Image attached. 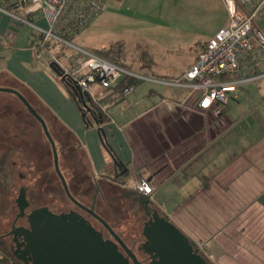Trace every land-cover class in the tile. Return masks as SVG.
I'll use <instances>...</instances> for the list:
<instances>
[{
	"label": "crops",
	"instance_id": "crops-1",
	"mask_svg": "<svg viewBox=\"0 0 264 264\" xmlns=\"http://www.w3.org/2000/svg\"><path fill=\"white\" fill-rule=\"evenodd\" d=\"M8 10L0 9V86L38 95L84 149L91 175L106 177L126 168L123 188L137 189L140 180L150 185L151 202L194 243L202 242L213 264H264V77L240 84L216 116L199 106V90L182 77L215 34L183 54V61L169 49L160 65L133 68L111 49L107 55L134 75H123L111 86L95 81L98 96L89 88L92 109L97 99L106 111L97 119L103 138L98 124H85L77 101L39 59V28L49 27L45 14L36 8ZM102 11L103 6L79 32L70 26L63 34L81 35ZM16 16L31 17L34 27L19 43L16 23L23 21ZM253 71H264V61L242 60L241 70L229 78ZM131 76L134 88L125 95L120 82ZM178 78L181 84L174 83ZM139 88L141 96L132 95Z\"/></svg>",
	"mask_w": 264,
	"mask_h": 264
},
{
	"label": "rangeland",
	"instance_id": "rangeland-1",
	"mask_svg": "<svg viewBox=\"0 0 264 264\" xmlns=\"http://www.w3.org/2000/svg\"><path fill=\"white\" fill-rule=\"evenodd\" d=\"M229 21V12L223 0H105L99 19L88 30L67 39L70 44L56 38L49 39L38 56L53 72L50 66L53 60L66 69L76 67L73 60L76 47L90 51L102 46L111 47L117 53L121 52L133 68L139 63L162 64L168 58L166 52L169 49L174 51L169 52V55L173 54L171 56L176 61H183V54L208 40L220 27L227 26ZM17 22L18 34L21 35L19 43L32 35L34 27L28 22ZM260 25H264L263 20ZM169 61L173 60L170 58ZM87 71L88 69L84 72ZM97 85L99 86L98 82L89 83L93 94L98 96L100 91L96 92ZM29 92L23 93V96L45 120L56 143L61 171H64L69 180L74 176L89 178L91 169L84 149L74 141L71 132L53 115L50 107L38 95ZM141 92L142 88H139L132 95L141 96ZM80 109L79 107L85 124L90 127L92 121L96 122V116L92 112L88 113V122ZM23 156H28L34 162L33 170L28 166H19V163L14 164L23 160ZM0 164L4 165L0 176L6 177L5 182L0 185V233L8 230L9 223L18 210L15 202L18 186L25 184L36 190L39 184L35 178L41 175V169L51 175L55 173L54 182L62 195L52 145L41 121L17 94L8 91H0ZM19 172L26 176L21 178ZM131 182L135 187L136 181ZM48 186L49 183L44 186L43 193ZM125 189L129 188L123 190ZM150 193L143 192L145 195ZM115 203L121 208L122 203L119 205L118 199H115ZM127 215L130 220H134L131 215ZM123 222L127 224L124 218ZM124 224L120 226L121 231H126ZM7 247L6 251L9 253Z\"/></svg>",
	"mask_w": 264,
	"mask_h": 264
},
{
	"label": "flooded vegetation",
	"instance_id": "flooded-vegetation-1",
	"mask_svg": "<svg viewBox=\"0 0 264 264\" xmlns=\"http://www.w3.org/2000/svg\"><path fill=\"white\" fill-rule=\"evenodd\" d=\"M23 157L14 164L33 170L34 162L28 156ZM122 172L121 168L111 176H74L69 180L63 171L70 196L57 171L62 195L54 182L55 173L51 175L41 169V175L35 178L39 184L36 190L25 184L18 186L15 198L18 210L8 230L0 233L5 242L2 251L13 264H35L37 257L42 258V264H61L59 257L64 258V264H213L207 253L188 236L189 241L185 242L181 236L175 238V229H181L151 202L150 195L143 194L138 188L123 190L125 172ZM19 176L24 178L26 175L19 172ZM48 183V189L43 193ZM21 193L25 196L21 202L23 210L17 201ZM115 199L119 200V205L122 203L121 208ZM40 209H45L51 214L49 218L54 219L48 236L40 230L31 233L32 220H37L32 214ZM63 221L65 223H60ZM122 224L127 225H123L126 231L120 230ZM46 246L53 259L42 250H47Z\"/></svg>",
	"mask_w": 264,
	"mask_h": 264
},
{
	"label": "built area",
	"instance_id": "built-area-1",
	"mask_svg": "<svg viewBox=\"0 0 264 264\" xmlns=\"http://www.w3.org/2000/svg\"><path fill=\"white\" fill-rule=\"evenodd\" d=\"M5 4L0 9L9 12V7L18 9L36 8L41 10L49 23L47 29L39 28L43 41L56 38L70 44L63 38V33L70 29L84 28L102 10L105 0H2ZM230 21L227 26L220 28L200 50L197 60L182 75L190 85L200 93L199 106L203 109H213L219 116L227 103L231 92L247 81L264 77V71H253L240 77L232 76L242 68V60L256 65L264 61V0H224ZM11 13V12H9ZM23 22L33 24L31 17L16 16ZM77 67L64 71L77 82L83 93L89 95V83L99 81L103 86H111L114 81L126 74L134 75L125 67L107 60L93 51L76 47ZM88 69L87 72H84ZM63 75L58 77L61 79ZM182 78L176 79L175 84H181ZM133 85L124 89V94L133 90ZM94 108V107H93ZM103 108V107H101ZM99 111V108H95ZM138 189L144 193L151 192V186L145 181L138 182ZM197 246L205 251L202 242Z\"/></svg>",
	"mask_w": 264,
	"mask_h": 264
},
{
	"label": "water",
	"instance_id": "water-1",
	"mask_svg": "<svg viewBox=\"0 0 264 264\" xmlns=\"http://www.w3.org/2000/svg\"><path fill=\"white\" fill-rule=\"evenodd\" d=\"M50 66L51 67H53L54 66V62H51L50 63ZM0 91H8V92H12V93H15V94H17L23 101H24V103L27 105V107L31 110V112L41 121V123H42V125H43V127H44V130H45V132H46V135H47V137H48V139L50 140V143H51V145H52V149H53V155H54V164H55V169H56V171H57V173L59 174V176L61 177V179H62V181H63V183H64V187H65V189H66V191H67V193L70 195V196H72L71 195V193H70V190H69V187H68V184H67V182H66V180H65V177H64V175H63V173H62V171H61V169H60V166H59V156H58V151H57V148H56V143H55V140L53 139V137H52V135L50 134V132H49V130H48V127H47V124H46V122H45V120L41 117V115L32 107V105L29 103V101L23 96V94L21 93V92H19V91H17V90H15V89H13V88H8V87H0ZM77 91H78V93L80 94V96H81V98H82V107L84 108V109H86V110H88V111H91V109H92V107L89 105V103H91L92 102V99H91V97H90V95L87 97V98H85V94L83 93V91H82V89H81V87L80 86H77ZM85 112L83 113V115L85 116ZM95 119H96V122L95 123H93V122H91L90 124H92V125H94V124H98V132L100 133V134H102L103 136H101V137H103V138H105L104 136H105V130H104V128L102 127V126H100L99 125V121L97 120V117H95ZM127 171V169L125 168L124 170H123V172L122 173H124V172H126ZM23 199H25V196L24 195H22V193H21V195L19 196V198L17 199V201H18V203H19V205H20V208H21V210H23V206H22V204H21V202H22V200ZM32 216L33 217H37V220H32V224L34 225L33 227H32V234H34V233H36L38 230H40V231H43L44 232V235H46V236H48L49 235V230H52L51 228L54 226V225H51V224H54L52 221H54V219H51V218H49V217H51V214H47L46 212H45V209H40V210H38V211H36V212H34L33 214H32ZM49 219H48V218ZM63 217V216H62ZM62 220H63V218H62ZM61 220V221H62ZM43 221V222H42ZM51 222V223H50ZM60 223H65L64 221L63 222H60ZM45 229H47V230H45ZM55 230H57V231H59V229L58 228H56ZM176 230V232L174 233V235H175V238L176 237H178V236H181L182 237V239L184 240V242L185 241H189V238L187 237V235H185L181 230H178L177 228L175 229ZM46 231V232H45ZM178 233V234H177ZM48 245V244H47ZM47 247V250L45 249H42L43 251H45V252H47V254L49 255L50 254V251H49V246H46ZM73 248V247H72ZM71 248V249H72ZM41 250V251H42ZM49 257L51 258V259H53L50 255H49ZM42 258L41 257H37V259H36V263L35 264H37V262L38 263H40V264H42ZM59 263H61V264H64V258L62 257H59Z\"/></svg>",
	"mask_w": 264,
	"mask_h": 264
},
{
	"label": "trees",
	"instance_id": "trees-1",
	"mask_svg": "<svg viewBox=\"0 0 264 264\" xmlns=\"http://www.w3.org/2000/svg\"><path fill=\"white\" fill-rule=\"evenodd\" d=\"M91 23V22H90ZM89 23V24H90ZM73 26V25H72ZM71 26V27H72ZM75 31L79 32L81 30V28H75L72 27ZM42 38L40 39L41 41L36 45L37 48H38V53L41 52V48L42 47H45L46 44L48 43L49 40L47 41H43V35L41 34ZM71 37H73L71 34H68V33H65L63 34V38L65 39H70ZM59 41V40H58ZM63 42V41H62ZM65 43V42H64ZM112 48H110L109 50H104V49H97V50H94L93 52L98 54L99 56L103 57V58H106L110 61H114L115 63L117 64H120L121 66H123V64L118 60V59H113L112 56L110 55H107V53H109L111 51ZM51 62H54V66L52 67L54 72L56 73L57 76L59 75H63L62 78L60 79L63 86L66 88V90L72 95V97H74V99L77 101V104L79 105V107L81 108V111L85 114V119L89 122V118H88V113L89 112H92L96 117L97 119H101L102 117H106V114L104 110H102L101 108V102L99 103L98 100H94L93 101V105L95 108H99V113L100 115H98L96 112H95V109H91V111H88L86 109H84L82 107V98L80 96V94L78 93L77 91V82L76 80L74 79V77L70 76V75H66V74H63L64 71H66V68L62 67L57 61L53 60ZM50 62V63H51ZM67 70H70V69H67ZM230 76H224V78H229ZM132 80V76L131 78L130 77H127L125 78L124 80H122L120 83H121V88H122V92L124 91L125 87L130 85V82ZM117 86V85H116ZM89 95H85V98H87ZM89 105L91 106V104L89 103ZM92 107V106H91ZM3 164H0V171H3ZM5 175H3V177L0 176V185L3 184L5 182ZM2 249H5V242L0 238V262H5V263H10L11 262V259L10 257H8V255H6V252Z\"/></svg>",
	"mask_w": 264,
	"mask_h": 264
}]
</instances>
